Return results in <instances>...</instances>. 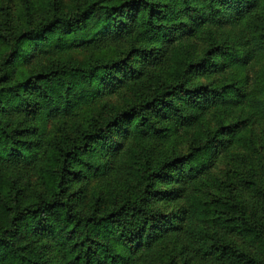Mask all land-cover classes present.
<instances>
[{"label":"trees","instance_id":"16d2710c","mask_svg":"<svg viewBox=\"0 0 264 264\" xmlns=\"http://www.w3.org/2000/svg\"><path fill=\"white\" fill-rule=\"evenodd\" d=\"M12 1L0 264H264V0Z\"/></svg>","mask_w":264,"mask_h":264},{"label":"rangeland","instance_id":"374dc122","mask_svg":"<svg viewBox=\"0 0 264 264\" xmlns=\"http://www.w3.org/2000/svg\"><path fill=\"white\" fill-rule=\"evenodd\" d=\"M72 0H64L65 4L70 3ZM12 9L16 12L17 10H21L23 8L22 6V1L21 0H13L11 3ZM65 56L67 57H72V58H66L63 57V55L61 56H57V58L55 59H60L63 62L67 61V60H71V61H82V57L86 56V53H82L81 51H72V53L70 55L65 54ZM88 56V54H87ZM49 62V60H47ZM94 185V184H93ZM95 186V185H94ZM96 187V186H95Z\"/></svg>","mask_w":264,"mask_h":264}]
</instances>
